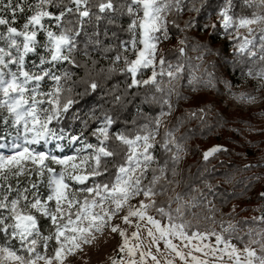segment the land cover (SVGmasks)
I'll return each instance as SVG.
<instances>
[{
  "label": "snow or ice",
  "instance_id": "obj_1",
  "mask_svg": "<svg viewBox=\"0 0 264 264\" xmlns=\"http://www.w3.org/2000/svg\"><path fill=\"white\" fill-rule=\"evenodd\" d=\"M185 12L182 26L170 19ZM172 28L188 33L171 50L175 62L160 52ZM190 30L205 36L193 43ZM221 33L234 62L252 65L245 75L264 81V0H0V264H65L104 229L121 237L111 264H264V212L217 219L203 193L176 192L169 179L189 139L176 133L186 120L206 124V110L176 117L156 140L173 94L187 98L185 73L193 90L215 87L205 57L227 47L215 44ZM141 89L159 112L121 129ZM227 151L213 146L203 160ZM116 217L135 228L130 237Z\"/></svg>",
  "mask_w": 264,
  "mask_h": 264
},
{
  "label": "trees",
  "instance_id": "obj_2",
  "mask_svg": "<svg viewBox=\"0 0 264 264\" xmlns=\"http://www.w3.org/2000/svg\"><path fill=\"white\" fill-rule=\"evenodd\" d=\"M236 3L239 5L242 0H236ZM239 11L238 7L237 12ZM188 16L189 14L185 12L180 17L173 16L170 19H177V22L182 26L183 20ZM121 20L126 25L127 17H123ZM206 20L205 16L200 19V23L203 24ZM105 26H107L106 21H102L99 25L101 30ZM190 31L193 33L190 36L193 43L198 38L205 36L203 32ZM187 34L172 28L170 35L177 44L162 51L168 60L175 62L176 54L171 50L175 49L179 40ZM121 36L127 38L126 34L121 33ZM225 43L227 44L226 48L218 47L219 55L213 53L205 57L206 62H210L206 66L217 76L215 87H199L195 90L209 89L210 94L199 93L190 96L184 93V89L193 90L187 84L188 74L185 73V79L180 81L179 91L187 98L180 99L178 102L175 94L171 98V103L178 105V108L167 127L171 126L176 117L184 116L192 110L204 108L207 115L204 118L206 124H202L198 119L186 120L176 133L179 137L187 132L189 139L184 142L185 151L181 153L177 175L173 178L169 173V179H175L178 182L173 185L176 192H187L189 195L197 197L203 193L205 204L211 201V206L218 209L217 219L222 217L225 220L251 222L253 217H259L264 212V198L260 196V193L264 192V105L258 109H249L245 113L241 110L230 112L221 107L220 100L232 93L234 85L241 83L246 78H252L245 75L248 67H252V65L234 62L232 57L233 42L226 41L224 35L219 34L215 44L220 46ZM197 55V52L188 51V56L192 58L193 64L200 63L195 59ZM213 64L215 67L211 66ZM221 65H226L227 70L225 71ZM256 68L258 69L259 65ZM196 75H200V73L197 72ZM255 81L257 82V80ZM244 92L251 94L252 90L247 87ZM152 94L147 89H141L140 94L121 111L119 116L121 129L125 127L131 129L133 120L143 123L145 117L154 116L159 112V103H142L145 96L151 99ZM155 95L157 100H161L160 93H155ZM95 99L103 102L104 94L98 93ZM184 100H188V102L183 103ZM138 108L140 109L139 113L137 112ZM163 132L164 128L157 139L158 142L162 139ZM216 145H221L228 151L217 153L209 161H204L203 152ZM246 165L250 167L246 168ZM226 176L231 178L230 182H226ZM207 185H212V187L208 188ZM171 194L170 192L169 195ZM166 199L167 196L157 197L158 202ZM150 214L154 213L150 212Z\"/></svg>",
  "mask_w": 264,
  "mask_h": 264
},
{
  "label": "rangeland",
  "instance_id": "obj_3",
  "mask_svg": "<svg viewBox=\"0 0 264 264\" xmlns=\"http://www.w3.org/2000/svg\"><path fill=\"white\" fill-rule=\"evenodd\" d=\"M176 44L177 42L173 38H172V41L170 42L165 41L162 45H160V52L162 53V51L165 50L167 47L176 46ZM147 75H150V72L146 73V76ZM254 84L256 87L253 89L254 91L253 95L256 98V100L254 103L249 104L247 108H250V109H258V106H261L264 104V81L257 80V82H255ZM221 107L226 109L223 106ZM234 108L235 107L229 108L226 110L230 112L237 110ZM242 112L245 113L244 111ZM167 125H164V126H167ZM142 198L143 197H138L136 199H142ZM135 202H136L135 200L131 201V203L133 204H135ZM131 219H132L133 224L137 222L135 217H132ZM113 223H120L119 217L114 218ZM120 226L127 232L129 237L131 236V233L135 231V228L132 226H129L128 224L120 223ZM141 226L143 228L144 222H141ZM141 237L145 238L146 232L142 231ZM90 239H91V243L82 244L81 250H77L75 254L69 255L65 260V264H111L110 258L115 257L117 255V249H118V245L121 243V237L118 234L111 233L110 230L108 229H104L103 233H97L95 235V238L90 237ZM145 246H147L146 239H145ZM161 247H163L162 244H161ZM153 251H155V249H153ZM176 264H179V261H177Z\"/></svg>",
  "mask_w": 264,
  "mask_h": 264
},
{
  "label": "built area",
  "instance_id": "obj_4",
  "mask_svg": "<svg viewBox=\"0 0 264 264\" xmlns=\"http://www.w3.org/2000/svg\"><path fill=\"white\" fill-rule=\"evenodd\" d=\"M171 41H172V39H171ZM255 82L256 81L254 79H252V78H246L241 83H238V84L234 85L232 87V93L227 94L223 99L220 100L221 106L225 107L226 109L235 107L234 109L242 110L244 112H247L250 109V108H247V107L251 103H248L246 100L238 99L237 97L241 93L247 94L246 92H244V89L247 88V87H250L251 90H252V93L249 94V95L254 96L253 95V92H254L253 89L256 87L255 84H254ZM184 93H186V94H188L190 96H195V95H197L199 93L209 94V89H203L201 91H194V90L184 89ZM187 102H188V100H184L183 101V103H187ZM261 106H258V108H260ZM177 108H178V105H174L173 104V114H172V116L166 117L164 119V124L161 126L160 133H161V130L165 127L164 125H167L171 121V119L174 117V113L176 112ZM158 137H159V135L156 138L158 139Z\"/></svg>",
  "mask_w": 264,
  "mask_h": 264
}]
</instances>
